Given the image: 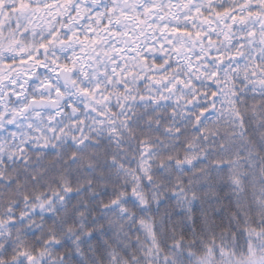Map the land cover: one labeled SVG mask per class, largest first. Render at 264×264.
<instances>
[{"label":"snow or ice","instance_id":"obj_1","mask_svg":"<svg viewBox=\"0 0 264 264\" xmlns=\"http://www.w3.org/2000/svg\"><path fill=\"white\" fill-rule=\"evenodd\" d=\"M0 264H264V0H0Z\"/></svg>","mask_w":264,"mask_h":264}]
</instances>
